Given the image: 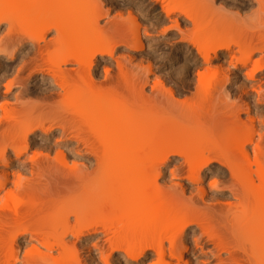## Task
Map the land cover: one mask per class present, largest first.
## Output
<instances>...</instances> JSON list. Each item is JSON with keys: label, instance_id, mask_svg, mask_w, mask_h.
<instances>
[{"label": "bare ground", "instance_id": "6f19581e", "mask_svg": "<svg viewBox=\"0 0 264 264\" xmlns=\"http://www.w3.org/2000/svg\"><path fill=\"white\" fill-rule=\"evenodd\" d=\"M162 1L158 3H166L162 9L165 16L178 11L185 22H190L192 31H197L192 25L198 23V26H201L205 22L202 25L204 28L201 27L203 30L200 28L202 32L199 29L200 34L195 38L192 34L191 40L189 36L182 34L176 21L172 26L183 35V41L192 46L195 50L193 52L203 64L201 68L198 66L202 71H194L197 72L196 81L200 85H196L197 91L194 92L199 94H193L199 105L193 103V108L198 110L190 108L193 109L191 112L197 116V111L200 114L204 109L210 111L213 107L208 104V99H211L212 105L215 100V106L223 101L228 102L225 99H229L231 93L225 89L227 75L232 74L237 66H240L239 70H243V81L254 82L246 87L243 83L240 86L241 92L244 91L247 97L251 92L257 97H254L256 101L264 103V81L260 80L261 75L258 77L259 74H264V0H240V8L249 10L247 13L251 19H246L248 23L242 18L246 17L247 13H244V16L241 13L243 11H236L239 9L232 12L224 10V14L234 18L240 17L238 25L230 24L224 17L220 21L218 13H221V10H215V14L219 16L214 15L215 17L211 18V15L206 19L210 10L207 3L218 9L219 4L214 7L218 0L204 1L205 6L201 3L206 12L209 9L205 17L202 9L189 7L186 10L187 8H183L184 4L175 6V3L170 5V0ZM108 9H103L101 0H0V24H6L4 35L0 37V62L2 58L7 62L13 61L23 47L30 44L25 54L28 59L19 60L22 65L15 70L16 74H11L13 76L10 75L7 80H4L6 76L0 77V82L6 81L3 84L4 92L9 93L15 87L22 89L27 85V79L33 78L34 75H39L43 82H47L46 86L39 85L41 88L32 92L33 95L36 92L41 94L40 98L36 97V101L41 100L39 103H34L32 99L27 100L30 90L28 96L25 93L27 98L22 94L25 91H16L11 103L4 100L0 94V165L5 168H0L1 264H111V258L114 256L124 264H142L149 251L156 256V260L153 258L155 261L152 259L148 264H190L187 260L182 261V256L188 247V241L184 242L186 230L192 226L196 228L192 235H197L192 243L194 249H199L200 255H209L213 264H264V121L259 122V119L251 116V97L248 98L250 101H243V104L239 100L241 106L237 105V99V106L226 103L225 108L230 115L226 110V113L223 112L230 116V119L226 115L222 116V119L224 123L228 121L226 125L230 123L229 129L235 136L234 141L238 139L236 144L231 142L232 137H229L231 140L227 139L229 142L224 139L225 146L221 139L208 141L210 136L215 137L220 131L221 122L212 118L216 115L215 107L214 112L210 111V115L214 114L210 117L212 121H208L211 126L215 123L213 127L215 126L216 130H212L214 134H208V128L207 131L203 129L208 126L205 117L210 115L203 117L206 122L199 121L201 124L203 122L205 127L197 121L202 118L198 116L196 119L194 115L195 119L192 121L198 124L197 129L202 126V132L207 133L206 138L203 134V144L199 143V134L194 130L196 124L189 122L191 112L184 110V98L182 97L180 103L181 100L176 98L174 92L178 100L176 101L172 97L173 91L166 87L163 89L159 80L154 81L151 86L149 84L152 88L150 95L145 93L144 86L149 83L145 72L149 73L150 67L144 65L143 68L146 66L148 69L143 72L141 65L138 66L140 63L132 66L129 58H115V45L124 43L130 50H140L142 44L137 39L139 35L135 33L133 35L137 38L130 36L133 41L128 38L132 44L126 41L123 26L128 24L124 25L127 20L122 19L123 15L112 16L113 19L109 17L105 25L100 27L99 20L108 18ZM210 13L212 14L211 11ZM47 14H52L53 19H44ZM130 16H127L128 20L132 19ZM221 16L224 15L221 13ZM131 22L132 20L129 25L133 26L131 24L134 22ZM106 28L114 32L111 40L102 36ZM167 30L164 29L163 33ZM51 31L54 33L48 37L47 33ZM108 35L106 33L107 37ZM221 57L227 58V62L224 60L227 63L224 64L228 65L224 73H221V63L220 66L209 65ZM104 62H109V65L102 67L103 75L100 78L96 70ZM112 62L116 69L114 75L110 64ZM23 73H27L26 76H22ZM136 74L138 76H135ZM218 74L223 77L215 80L214 76ZM209 78H213L214 83L208 80ZM205 80L214 84V91L211 92H215V98L210 92L211 88L207 89V92L204 91L203 88H208L206 84L200 90V86L206 83ZM202 89L205 95L201 92V97H208L207 104L210 108L205 107L207 104L204 106L205 102L200 106L198 96L202 95ZM99 91H102V96L96 99L95 95ZM156 91L157 94L162 92L160 95L164 98L160 99V96L155 95ZM209 92L211 94H208ZM117 93L129 97L126 102L132 100L122 111L113 108L118 102H122L119 101L120 98L117 99ZM196 99L192 98L193 101ZM163 102L170 106V113L169 110H164V105L167 107V104L163 105ZM129 106L131 109L135 108L139 114L129 109ZM182 106L184 107L181 108ZM155 108L163 109L160 111L167 119L157 118V114L154 115L157 111ZM179 108L182 111L178 110ZM171 109H177L178 112L184 110V116L174 110L172 115ZM231 110L233 111L230 112ZM174 113L181 117V121ZM240 113L246 115L245 121L240 120ZM172 117L175 121L171 120ZM218 117L215 118L219 121ZM210 118L207 120H211ZM257 122L261 123L263 130ZM54 130L59 132V138L55 140L72 142L75 146L72 155L83 157L89 164L83 163L79 166L74 162L68 163L62 150L55 147L54 151L45 146L42 142L46 141ZM36 131L42 134L38 146L31 137ZM225 131L229 130L222 129L221 133L227 134ZM221 133L219 132L218 136L228 138ZM35 145L37 147H34ZM247 146L250 148H246ZM218 147L223 151H217ZM174 156L179 157L180 161L182 159V164L186 165L181 166L185 169L183 172L187 182L200 180L202 173L211 170L213 163L224 168L229 177L227 179L226 176L228 181L226 180V185L221 188L230 193L229 201L210 206L209 202L204 204V198L201 199L204 193H200L201 198L197 196V200L201 199L203 203L198 202L199 205L195 197L190 196L192 193L185 197L182 193L184 189L178 188L179 183H173L174 186L171 183L170 188L160 186L157 182L162 176V168ZM10 165L16 166L15 171H11ZM178 166L180 165L177 164V168L172 167L174 170L169 171L171 176L177 177ZM216 180L213 177L209 186L219 191L221 188L218 189ZM202 187L198 185V193L204 191ZM20 192L23 199H19ZM19 240L21 241L18 242ZM27 244L28 247L25 246ZM164 245L168 246L167 249ZM190 246L192 249L193 245ZM222 254L226 256L222 258ZM2 257L5 260L2 261ZM208 259L200 262L196 260L195 264H210L211 259Z\"/></svg>", "mask_w": 264, "mask_h": 264}, {"label": "rangeland", "instance_id": "374dc122", "mask_svg": "<svg viewBox=\"0 0 264 264\" xmlns=\"http://www.w3.org/2000/svg\"><path fill=\"white\" fill-rule=\"evenodd\" d=\"M153 1V2H152ZM158 1L160 2V0H101V2H102V5H103V9L105 8H109L108 9V14H109V16H108V18H102V19H100L99 20V25H100V27H102L101 25L102 24H104L105 25V23L107 22V20L109 19V17L111 18L112 16H116V15H118V14H120V16L121 15H123V18L122 19H126L127 20V22L125 21L124 23H126V24H124V25H127V26H123V34L125 35V39H126V41L128 42V43H130L131 42V44H132V41H133V39H132V37L133 36H135L136 37V35H133L134 33L135 34H137V35H139L138 36V40L140 41V43L142 44V49H140V50H130V48H128L124 43H121L120 45H118L117 44V46L115 45V47H114V55H115V58L116 59H120V60H123V59H126V58H129L130 60H131V62H132V66H134L135 64V66H137L139 63V65L138 66H140L141 65V67H142V71L144 72L145 70L144 69H148L146 66H145V68H143L144 67V65H147L148 67H150V69H148L150 72L148 73V71L147 72H145L146 73V75H145V73H144V75L149 79L148 80V82L149 83H147L144 87V91H146L145 93H149V95L151 94L150 92L152 91H150V89H152V88H150V86L151 85H153V83H154V81H158L159 83H162V85H160L163 89H165V87L166 88H169V89H171V90H169V91H173L172 92V97L176 100V101H178L179 99L181 100V102L180 103H182V99L184 100L183 102V105H185V107L184 106H182L181 108H183L184 107V110L186 111V112H188V113H190L191 112V110H195L196 108H193L194 107V104L196 105V104H198L199 103V101L195 98V96H194V92L195 91H197V89H195L196 88V85H198V83H197V81H196V78H197V75H195V74H197V72H194V71H202V69H199V67L201 68V66L203 65L201 62V59H199L197 56H196V54H195V52H193V51H195V50H193V48H192V46L190 45V44H187L186 43V41H183V39H184V37H183V39H182V36L184 35L185 37H188L189 36V38L190 37H192V34L194 35V38L198 35V34H200V32H198V31H200L202 28H204L202 25H204L205 24V22H204V24H201V26L199 25L198 26V23H195L194 25H192L193 27H194V29L196 30L197 29V31H192L193 29L190 27V22H185V20H184V18H183V16L180 14H178V11L176 12H173V14H170L169 16H165V14L163 13V10L162 9H164L165 8V6H163V5H166V3L165 4H160L159 5V3H158ZM162 1V0H161ZM174 1V2H173ZM180 1V2H179ZM198 0H196V2H194L193 0H178L177 2H176V0H170L169 2H170V5L173 3H175V4H177V5H175V6H178V4L179 3H181L180 4V6L181 5H183L184 4V6H183V8H187L186 10H188V8L189 7H192V8H198V9H202V10H204V17H205V15L207 14V12H208V10H209V12H208V16L209 17H207L206 19L208 20V18H210V16H211V18L215 15V16H219V15H217V14H215V13H217L218 11H220L221 10V13H222V15H224V16H221V13L219 12L218 14H220V21H221V19H223V17L224 18H226L227 20H229L230 21V24L232 23L233 25H238V24H240V23H237V22H240V17H236V18H234V17H232L231 15L229 16V15H227V14H224V10H226L227 12H232V11H234V9H239V10H236L237 12H241V11H243V12H241V13H243V15H244V13H247V12H249V10H247L246 8H240L241 6L240 5H242V4H240L242 1H240V0H218V1H216V3L214 4V7L216 6L217 7V5L216 4H219L218 5V9L216 8V9H214L210 4H209V2L207 3V5H209L207 8H209V9H207V12H206V10H205V8L203 7V5H201V3H204V1H206L207 2V0H202L203 2H200L201 0H199V2H200V4H199V2H197ZM209 1V0H208ZM219 1H220V3H219ZM163 2V1H162ZM183 2V3H182ZM222 2V3H221ZM158 3V4H157ZM224 3V4H223ZM83 4V3H82ZM128 4V5H127ZM205 4L206 3H204V6H205ZM220 4H223V5H220ZM233 4H235V5H233ZM121 5H123V6H121ZM237 5V6H236ZM173 6V5H172ZM211 6V7H210ZM223 6V7H222ZM233 6H235L234 8H233ZM164 7V8H163ZM220 7V8H219ZM243 7V6H242ZM214 9L213 11H212V9ZM233 8V9H232ZM129 9V10H128ZM191 9V8H190ZM119 10V11H118ZM161 10H162V12H161ZM217 12H216V11ZM230 10V11H229ZM241 10V11H240ZM125 11H127L126 13L128 14V15H131L130 17H132V19L131 18H129L130 20H128L127 18V16L128 15H126V13H125ZM210 11L212 12V14L210 13ZM121 12V13H120ZM193 12V11H192ZM196 12V11H195ZM214 12V13H213ZM177 13V14H176ZM210 14V15H209ZM246 15V17H243L242 16V18H245V22L247 21V20H250L251 19V17H249V14L247 13V14H245ZM244 15V16H245ZM248 15V16H247ZM51 16H53L52 14H47V15H45L44 16V19H46V20H52L53 19V17H51ZM165 16V17H164ZM182 16V17H181ZM214 16V17H215ZM113 17V18H114ZM122 17V16H121ZM125 17V18H124ZM168 17V18H167ZM222 17V18H221ZM113 18H111V19H113ZM171 18V19H170ZM173 18V19H172ZM218 18V17H217ZM239 18V19H238ZM135 19V20H134ZM216 19V18H215ZM238 19V20H237ZM247 19V20H246ZM132 20V22H136V27L134 26V23H130L131 25H133V26H130L129 25V21H131ZM134 20V21H133ZM170 20V21H169ZM184 20V21H183ZM202 20V19H201ZM205 20V19H204ZM104 21V22H103ZM176 21V23H177V25L180 27L179 29H181V31L183 32L181 35H180V33L178 32V30L176 29V28H173L172 26L175 24L174 22ZM219 20H217V22H218ZM219 21V22H220ZM225 21V20H224ZM223 21V22H224ZM252 21V20H251ZM199 22V21H198ZM209 22H211V21H209ZM208 22V23H209ZM211 23H213V21L211 22ZM227 24H228V21L226 22ZM247 23H248V21H247ZM192 24V23H191ZM218 24V23H217ZM140 25V26H139ZM196 25L199 27H196ZM210 26H211V24H209ZM213 26V25H212ZM131 27V28H130ZM133 27V28H132ZM135 27V28H134ZM170 27H172V28H170ZM202 27V28H201ZM5 28H6V24L5 23H2V24H0V37L2 36V35H4L3 33L5 32ZM127 28V29H126ZM137 28V29H136ZM167 28H169V30H167ZM190 28H191V30H190ZM201 28V29H200ZM206 28V27H205ZM132 29H134V30H132ZM142 29H145V31L144 30H142ZM163 29V30H162ZM164 29H166L167 31L166 32H164L163 33V31H164ZM189 29V31H186V30H188ZM200 29V30H199ZM106 30V33H107V35H108V37L106 36V33H104V31ZM104 31H103V33L105 34H103L102 33V36H104L105 37V39H107V40H111L112 39V37L114 36V34H112V33H114L112 30H110L109 28H108V30H107V28L105 29ZM127 30H129V31H127ZM136 30V32H137V30H138V33H136V32H134ZM203 30V29H202ZM202 30H201V32H202ZM127 31V32H126ZM128 32H130L129 34H128ZM187 32H189V34L187 33ZM191 32V33H190ZM53 31H51V32H49V33H47V36L48 37H50V35L52 36L53 35ZM111 33V34H110ZM116 33V32H115ZM127 34H128V36H127ZM180 36H179V35ZM188 34V35H187ZM132 35V37H130ZM187 35V36H186ZM191 35V36H190ZM127 37V38H126ZM111 38V39H110ZM128 38H129V40H130V38L132 39V41H128ZM181 39V40H180ZM187 40H188V38H186ZM189 40H191V38L189 39ZM181 42H182V44H181ZM186 44V46H185V44ZM191 47H190V46ZM186 48H185V47ZM189 46V47H188ZM188 47V48H187ZM24 49H22L19 53H18V55H17V57L13 60V61H11V62H7V61H5V59H1V62H0V77H2V76H6L5 78H4V80H7V79H9L11 76H13V75H11V74H16L15 72V70L16 69H18L22 64H21V62H19V60L20 61H25V60H27L28 59V57H25L26 55V53H27V51L29 50V48H30V44H26V46H24L23 47ZM234 48V47H233ZM232 48V49H233ZM188 52H187V51ZM233 50H236V49H233ZM189 51H191V52H189ZM192 53H194V54H192ZM190 54V55H189ZM187 55V56H186ZM195 55V57H193V56ZM256 55V54H255ZM257 56H259V54H257ZM257 56H254V57H256L257 58ZM122 57H124V58H122ZM224 58V59H223ZM199 59V60H198ZM226 59L227 58H225V57H221V58H218V59H215V60H213L209 65H212V67L214 66V65H218L219 64V66H220V63L223 65H221V67L223 68H221V73H224L225 71L224 70H226L227 69V66L228 65H225V64H227L226 62ZM226 62H225V61ZM141 61V62H140ZM224 61V62H223ZM109 62H111V61H109ZM109 62L107 63V62H104V63H102V65L100 64L98 67H97V70H96V73H98V75H100V78L102 77V75H103V73H102V67L104 66V65H109ZM142 63V64H141ZM225 63V64H224ZM10 64V65H9ZM110 64H112L111 66L113 67L114 66V63L112 62V63H110ZM201 64V65H200ZM7 65H8V67H7ZM199 66V67H198ZM215 66V67H216ZM224 66H225V68H224ZM197 67V68H196ZM15 68V69H14ZM191 68V69H190ZM12 69V70H11ZM199 69V70H198ZM240 69V66H237V68L234 70V72H236L235 74H231V73H228V81L226 82V84H225V89H227L226 91L230 94V97H229V99H225V100H227L228 102H225V101H223L224 102V104L225 105H223V102H221L220 103V105H219V103H218V106H215L216 104H214V102H215V100L213 99V98H215L216 97V94H215V92L213 93V92H211V91H214V88L215 87H213V89H212V86H214V84L212 85V83L211 82H213L214 83V79L213 78H211V80H210V78L208 79V80H210L211 82H206V80H205V82L206 83H204L203 85H201L200 86V90H201V88H203V86L206 84V86H208V88H203L204 89V91H206L207 89L209 90V88H211L210 89V92L211 93H213L214 95H213V105H212V103L210 104V101H211V99H208V97H207V99H208V101H209V103L207 102V99H205V98H203V97H201V96H203V94H204V92H203V89H202V91H200V93L201 92H203V94L202 95H200V96H198V99H200V106H203V104H204V102H205V104H204V106L208 103L209 105H210V107L212 106L214 109H215V111L216 112H214V109L212 108V109H210V111L211 110H213V111H211V112H214V114H216L215 116H213L212 114L210 115V111H209V109L207 110V109H204V110H207V111H205L206 113L208 112L209 114H206L205 112H203L204 110H202V111H200V112H202V114H200L198 111H197V116H196V113H193V112H191L190 113V117L192 118H190L189 117V122H191L192 120H194L195 118H194V115L196 116V119H198L197 117L198 116H200V119L201 120H197L198 122L200 121H204V119H203V117H205V115H210V116H206L205 117V119H206V121L208 122V121H212V118H214V121H216V122H221V124H219V128H220V131H216L218 134L217 135H215V137H213L214 135H212V136H210L209 137V135H208V141L209 140H211V142H212V140H218L219 141V139H221V141H222V143L224 144V146H225V142L227 141V139H229V140H231V138H229V137H232V140H231V142L233 141L235 144H236V140H238V139H236L235 141H234V138H235V136L234 135H232V131L229 129V124L228 125H226L227 123H228V121H227V123L225 122H223V120L224 119H222V116H225L226 114H224V113H226V111H228L225 107H226V103L228 104V103H230L232 106H235L236 105V102L237 101H239V100H241V102H242V104H243V101L244 102H246V101H250V106H251V116H255L254 118H257V119H259V122L261 121H264V103H262V101H256L255 100V98L257 99V97L254 95V94H251V92L249 93V95H248V97L247 96H245L246 94L244 93V91H243V93L241 92V90H240V86H242V84L244 85V87H246V86H249V85H251L252 83H254V82H248V81H243L242 79V77L243 76H241L242 74H243V70H239ZM191 70V71H190ZM6 71H8V72H6ZM141 71V72H142ZM224 71V72H223ZM241 71V72H240ZM142 72V73H143ZM7 73V74H6ZM114 73L116 74V69H115V67H113V75H114ZM148 73V74H147ZM5 74V75H4ZM26 74L27 73H23V75L22 76H26ZM139 74V73H138ZM263 74V73H262ZM262 74H259L258 75V77L260 76L261 77V81H264V76H262ZM11 75V76H10ZM158 77H157V76ZM231 75V76H230ZM264 75V74H263ZM7 76H8V78H7ZM135 76H138L137 74L135 75ZM210 76V75H209ZM208 77V75L206 76V78ZM220 78V79H222V75L221 74H218V76H214V78H215V80L217 79V78ZM259 77V78H260ZM34 78V79H33ZM33 78H30V79H27V81H26V86H24V87H22V89H21V87H15V88H13L9 93H5L4 92V88H3V84L6 82H0V94L2 95L1 97L4 99V100H6V101H8V102H13V95H14V93L17 91H25L24 93H22V94H24V96L26 97V94L25 93H27V96H28V90H30L29 91V96H28V98L29 99H27L28 101L30 100V99H32V100H34L35 102L34 103H39L40 101H36V99H38V98H36L37 96L39 97V92H36V93H38V95L35 93L34 95H33V90L34 91H37V89H39V87L41 86V87H44V85L46 86V83L47 82H43V80H41V78H40V76L39 75H34V77ZM136 78H138V77H136ZM156 78V79H155ZM205 78V79H206ZM150 79H152V80H150ZM212 79H213V81H212ZM161 81V82H160ZM197 83V84H196ZM149 84H150V86H149ZM210 84H211V87H210ZM248 84V85H247ZM40 85V86H39ZM43 85V86H42ZM195 85V86H194ZM200 85V84H199ZM198 85V86H199ZM198 86H197V88H198ZM26 87V88H25ZM40 87V88H41ZM160 87V88H161ZM205 87V86H204ZM159 88V87H158ZM162 88L160 89V90H162ZM25 89V90H24ZM159 90V91H160ZM248 90V89H247ZM39 91V90H38ZM150 91V92H149ZM159 91H158V93H159ZM16 92V93H17ZM102 91H99V92H97L96 93V95H95V98L97 99V98H99L100 96H102V93H101ZM105 92V91H104ZM164 93H165V90L163 91ZM176 93V95H175V93ZM198 92H199V89H198ZM207 92V91H206ZM205 92V93H206ZM208 93V94H211V93ZM155 93V92H154ZM163 93V94H164ZM192 93V94H191ZM194 93V94H193ZM31 94V95H30ZM117 94H119V93H117ZM157 94V91H156V93H155V95ZM160 94H162V92H160L159 94H157L158 96H160V99H163L164 97H163V95L161 96ZM190 94V96H188ZM197 94V93H196ZM195 94V95H196ZM199 94V93H198ZM197 94V95H198ZM243 94V95H242ZM245 94V95H244ZM116 95V94H115ZM114 95V96H115ZM205 95V94H204ZM232 95H234V96H232ZM240 95H242V96H240ZM40 96H41V94H40ZM114 96H112L113 97V100H114ZM122 96V97H121ZM175 96H176V98L178 99H176L175 98ZM185 96H186V98H185ZM190 97V98H188V97ZM194 96V97H193ZM237 96H239L240 98H242L243 96H245L244 98H242V99H244V100H242V99H240L239 97H237ZM253 96V97H252ZM117 97V96H116ZM116 97H115V99H116ZM183 97V98H182ZM201 97V98H200ZM237 97V98H236ZM247 97V98H246ZM249 97H251V98H249ZM255 97V98H254ZM1 98V99H2ZM27 98V97H26ZM34 98V99H33ZM40 98V97H39ZM120 98V102L121 103H117L116 105L118 106H113V108L114 109H119V110H124L125 108H126V105H129L128 104V102L130 103V101H131V103H132V100L130 99L128 102H126L127 100H128V98L129 97H124V95L122 94V93H120L119 95H118V98L117 99H119ZM126 98H127V100H126ZM188 98V100H186ZM192 98H193V100L194 99H196L198 102L196 103V100L195 101H193L192 100ZM250 100H249V99ZM252 98H254V99H252ZM205 99V100H204ZM236 99H237V101H236ZM32 100H30V101H32ZM190 100V101H189ZM191 100L193 101V102H191ZM118 101V100H117ZM189 101V102H188ZM126 102V103H125ZM191 102V103H190ZM212 102V101H211ZM251 102H252V104H251ZM264 102V101H263ZM122 103L124 104L123 106H122ZM180 103H179V105H180ZM194 103V104H193ZM235 103V104H234ZM145 103H143V105H144ZM164 104H167V103H165V102H163V105ZM208 104H207V106H205L206 108H210V107H208ZM241 104V105H242ZM113 105V104H112ZM131 105V104H130ZM140 105V104H139ZM143 105L141 106V108H143ZM147 105H149V104H147ZM147 105H145V106H147ZM199 105V104H198ZM223 105V106H222ZM237 105H240V101H239V104H238V102H237ZM236 105V106H237ZM240 105V106H241ZM168 104H167V107L164 105V107L166 108H164V110H169L168 112L170 113V106H169V108H168ZM192 106V107H191ZM200 106H198V107H200ZM132 107V106H131ZM151 107V106H150ZM154 107H156V106H154ZM162 107V106H161ZM180 107V106H179ZM197 107V106H196ZM197 107V108H198ZM219 108H222L223 109V111H222V109L220 110L219 109V111H221V113H223V115L218 111V109ZM229 107V109L231 108V106H228ZM122 108V109H121ZM129 109H131L130 108V106L128 107ZM137 108V107H136ZM139 108V107H138ZM140 108V109H141ZM163 108V107H162ZM168 108V109H167ZM181 108H179L178 110H180V111H182V109ZM190 108H193V109H190ZM232 108H234L233 110H236V108L235 107H232ZM135 109V108H134ZM134 109H131V110H134ZM146 109V108H145ZM157 111L155 112V114L154 115H156V117L158 118H166L167 119V117L166 116H164V114L161 112L163 109H159L158 110V108H155ZM131 110H130V112H131ZM152 110V109H151ZM161 110V111H160ZM172 111H171V114L173 115V110H174V112L176 113V112H178V110L177 109H171ZM183 110V112H185ZM196 110H198V109H196ZM199 110H200V108H199ZM224 110H226V111H224ZM233 110H231L230 112H232ZM135 111V110H134ZM178 112V113H183V112ZM133 112V111H132ZM136 112V114H137V111H135ZM139 112V111H138ZM145 112V111H144ZM148 113H150L149 111H147ZM165 114H166V112L165 111H163ZM196 112V111H195ZM217 112H219L218 114L220 115H218L217 114ZM152 113V112H151ZM174 113V116H176V114ZM228 113H229V111H228ZM227 113V114H228ZM135 113H134V115H135V117L139 114H137L136 115ZM180 114V115H181ZM186 114V113H185ZM193 114V115H192ZM204 114V115H203ZM130 115V114H129ZM134 115H132L133 117H134ZM183 116H184V114H182ZM203 115V116H202ZM219 117H218V116ZM229 115H230V113H229ZM229 115H226V116H228L229 117V119H230V116ZM168 116V115H167ZM178 116V115H177ZM176 116V117H177ZM186 116V115H185ZM193 116V117H192ZM213 116V117H212ZM239 116H240V120H242V121H245L246 120V115L245 114H243V113H240L239 114ZM134 117V118H135ZM168 117H170V116H168ZM180 117V116H179ZM179 117H177V119H179L180 121H181V117L179 118ZM188 117V116H187ZM210 117H212V118H210ZM215 117H218V119H219V121L215 118ZM228 117L227 118H225V120H227L228 119ZM194 118V119H193ZM211 119V120H207V119ZM169 119V118H168ZM174 120V117H172L171 118V120ZM176 119V118H175ZM183 119V118H182ZM188 119V118H187ZM216 119V120H215ZM170 120V119H169ZM168 120V121H169ZM184 120H185V117H184ZM222 120V121H221ZM175 121V120H174ZM177 121V120H176ZM183 121V120H182ZM188 121V120H187ZM206 121H204V122H206ZM230 121V120H229ZM173 122V121H172ZM178 122V121H177ZM187 123L186 121H183V123ZM192 122H194V121H192ZM197 122V123H198ZM199 122V124H201ZM231 122V121H230ZM175 123V122H174ZM179 123V122H178ZM182 124V123H181ZM194 124H196L195 122H194ZM194 124H192V125H194ZM212 124H213V122H212ZM215 124V123H214ZM213 124V125H214ZM257 124L259 125V126H261L260 127V129L262 128V130H263V127H262V125H260L258 122H257ZM262 124H264V122L262 123ZM179 125V124H178ZM185 125V124H184ZM188 125L190 126V123H188ZM191 125V126H192ZM197 125L198 124H196V126H194V128L196 127V129H194L195 130V132H197L198 134H199V136H198V138H197V140H198V142L199 143H201V144H203V142H204V137H205V135L207 136V133L208 134H210L211 135V132H212V130L215 132V126L213 127V125L211 126L210 125V123L208 122V124H206V125H208L207 127H205L204 125H203V122H202V124L201 125H203L205 128H203V129H205L206 130V128H208L209 129V132L207 131V133H206V131H205V133H203L204 132V130H202V126L201 127H198V129H197ZM182 127V126H181ZM185 127H187V125H185ZM217 127V126H216ZM192 128H193V126H192ZM201 128V129H200ZM218 128V129H219ZM228 129L229 131H225V132H228L227 134L225 133V134H223V133H221V130L222 129ZM200 129V130H199ZM217 129V130H218ZM135 130V129H134ZM134 130H132V131H134ZM203 131V132H202ZM40 131H36V133H34L33 134V136H31L32 137V140L36 143V145L38 146V144H40L39 143V139H40V135H42L41 134V132L39 133ZM214 132H212V134H214ZM219 132L221 133V134H223V135H226L228 138H225L224 136H223V138H222V136L220 135V136H218L219 135ZM203 134H204V137H203ZM54 135V136H53ZM57 135V136H56ZM58 135H59V132H58V130H54V132L49 136V138L46 140V141H44V142H42V143H44L45 144V146H47V147H51V149L52 150H56V148L57 149H59V150H62V152L64 153V155H65V157L68 159L67 160V162L69 163H71V162H74V163H77L78 165L79 164H82L83 165V163L85 164L86 163V165H88L89 164V162H87V160L85 159L84 160V158L83 157H80V158H78L77 156L75 157V156H73L72 154H74V152H75V146H74V144L72 143V142H67L66 140H63L62 142H61V140H55V139H57V138H59L58 137ZM211 137H213L212 139H211ZM220 137V138H219ZM234 137V138H233ZM237 137V136H236ZM206 138V137H205ZM238 138V137H237ZM224 139H226V141L224 140ZM57 141V142H56ZM57 143V145H56V143ZM211 142H209V144H210V146L212 147V145H211ZM216 142V144H218L217 143V141H215ZM227 142H229V141H227ZM55 143V144H54ZM206 143V142H205ZM204 143V144H205ZM43 144V145H44ZM58 144H59V146H58ZM213 144V143H212ZM216 144H213V145H216ZM235 144H233V145H235ZM34 146V147H37V146ZM220 145H222V144H220ZM231 146H232V144H230ZM63 146V147H62ZM208 147H209V145H207ZM226 146H228V144L226 143ZM56 147V148H55ZM217 147V146H216ZM223 147V146H222ZM233 147H235V146H233ZM250 148V146H247L246 148ZM62 148V149H61ZM220 147H218V149H217V151L219 150V151H223V150H220L219 149ZM225 147H223V149H224ZM227 148V147H226ZM231 148V147H230ZM248 148V149H249ZM64 149V150H63ZM213 149V148H212ZM215 149V148H214ZM232 149V148H231ZM34 150H35V148H34ZM54 150V151H55ZM225 150V149H224ZM54 151H52V154L53 155H55V153H54ZM215 151H216V149H215ZM51 154V155H52ZM52 155V156H53ZM10 156L11 157H13V154H11L10 153ZM175 157L176 156H174V157H171V159L169 160V162L167 163V165H165L164 166V168H162V176L158 179V184L160 185V186H162V187H164V188H170V185H171V183L173 184V183H179V189H181L182 190V188L184 189V190H182V193H184L183 195L185 196V197H188L191 193V197H192V195L195 197V199L197 200V196H199V198H201V194L202 193H204L203 195H202V198L201 199H203V201H205V203L204 204H208V202H209V205L210 206H216L217 204H220V203H225V201L226 202H228L229 200V196H230V193L226 190V189H223V188H221V187H223L224 185H226L225 184V182H226V180L228 179V177H229V175H228V173H227V171L224 169V168H221L218 164H216V163H213L212 165H211V170H205V172H204V174L202 173V175H201V178H200V180H197V181H195V182H187V180H185V178H184V176H185V174H184V172H185V169L184 168H182V166L181 165H183L182 164V159H181V161L179 160V157H176V159H178V161L175 159ZM70 158V159H69ZM71 159H73L74 161H69V160H71ZM172 160V161H171ZM77 161V162H76ZM171 161V162H170ZM174 161V162H173ZM79 162V163H78ZM82 162V163H81ZM181 164H180V163ZM177 164L178 165H180V166H178V175H177V172L175 173V175H177V177H173V176H171V172H169V171H171V170H174V168L172 169V167H175V168H177ZM15 165H10V169H11V171H15V168H16V166L14 167ZM80 166V165H79ZM183 166H186V165H183ZM0 168L1 169H5L3 166H1L0 165ZM9 168H6V170H8V171H10V169ZM179 168H180V170H179ZM181 170H182V172H181ZM183 170H184V172H183ZM213 170V171H212ZM207 171V172H206ZM209 171V172H208ZM218 171V172H217ZM164 172V173H163ZM213 172H214V174H213ZM170 174V175H169ZM214 175V176H213ZM217 175H219V176H217ZM222 175V176H221ZM217 178H216V177ZM226 176H227V179H226ZM170 177H173V178H170ZM212 177V178H211ZM213 177L215 178V179H217L216 181L218 182V184H217V186L219 187L218 189H220L219 191L218 190H216V188L214 189V187H211V186H209V184L213 181ZM221 178V179H220ZM223 179V180H222ZM212 180V181H211ZM209 181H210V183H209ZM228 181V180H227ZM198 185H200V186H203L202 188H204L203 190L205 191H200L199 193H198V191H199V188H201V187H199L198 188ZM167 186H169V187H167ZM173 186H174V184H173ZM175 186V187H176ZM172 187V186H171ZM176 187V188H177ZM180 187H182V188H180ZM174 188V187H173ZM177 188V189H178ZM195 188H196V191H195ZM198 188V189H197ZM198 190V191H197ZM179 192H180V190H178ZM201 193V194H200ZM22 193L20 192V194H18L19 196L21 195ZM198 194V195H197ZM200 194V195H199ZM196 195V196H195ZM15 196H17L16 194H15ZM2 196H0V198H1ZM23 197V195H21V198L19 197V199H23L22 198ZM17 198H18V196H17ZM24 198H25V195H24ZM195 199H193V200H195ZM201 199L198 201H196V203L197 204H199V203H203L202 201H201ZM201 201V202H200ZM199 202V203H198ZM218 202V203H217ZM212 203H215V204H213L212 205ZM200 205V204H199ZM133 206V205H132ZM202 206V205H201ZM134 208H135V206H134ZM195 227L194 226H192V227H190V228H188L187 230H186V235H185V237H184V239H185V241L184 242H186V241H188V242H186L187 243V251L183 254V256H182V261H188L190 264H195L196 263V260H197V262H200L201 260H205V259H208V257H209V259L208 260H210L211 259V257L208 255V256H204V255H200V253H198V252H200V250L199 249H194V244H192V243H194V240H195V238L197 237V235H192V233L195 231ZM197 232V231H196ZM187 237V238H186ZM190 238V240H187V239H189ZM191 238H192V240H191ZM21 240H19L18 242H20ZM191 241V242H190ZM193 241V242H192ZM166 243V242H165ZM164 243V244H165ZM26 244V243H25ZM190 244L191 245H193L192 246V249H190L191 248V246H190ZM25 246H27L28 247V244L27 245H25ZM165 246V245H164ZM167 245L165 246V248L167 249ZM210 246H208V248H209ZM164 248V251H166L167 252V250ZM190 250H189V249ZM211 248V247H210ZM193 250V251H192ZM197 250H199V251H197ZM196 251V252H195ZM22 252V251H21ZM152 251H149L148 252V254H147V256H146V258H144L143 259V261H142V264H148V262L150 263V261L154 258L155 260H156V256H153V253H151ZM165 252V253H166ZM168 253V252H167ZM166 253V254H167ZM22 254V253H21ZM199 254V255H198ZM2 255V254H1ZM153 256V257H152ZM226 255L225 254H222V258H224ZM116 256H114V257H112L111 258V261H110V263L111 264H124L123 262H121V260H119L118 261V259H116L115 258ZM152 257V258H151ZM168 258V260H169V257H167ZM167 258H166V260H167ZM2 259V261L3 260H5V258L3 259V257L1 258ZM152 260V261H155V260ZM213 259H211L210 260V264L212 263L213 264V262H211ZM1 261V260H0ZM151 261V262H152ZM193 261V262H192ZM4 263V262H3ZM0 264H1V262H0ZM182 264V263H181Z\"/></svg>", "mask_w": 264, "mask_h": 264}]
</instances>
